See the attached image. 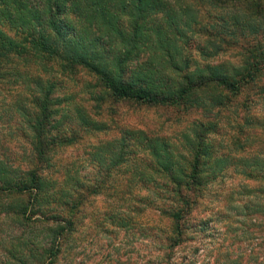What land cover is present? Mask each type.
I'll list each match as a JSON object with an SVG mask.
<instances>
[{"label": "trees", "instance_id": "16d2710c", "mask_svg": "<svg viewBox=\"0 0 264 264\" xmlns=\"http://www.w3.org/2000/svg\"><path fill=\"white\" fill-rule=\"evenodd\" d=\"M198 4L207 7V19ZM222 6L232 15L220 16ZM263 24L264 0H0V85L10 83L24 94L17 110L27 119L23 129L30 133L36 164L22 177H6L17 172L0 167V196L27 197L18 213L25 224L29 218L55 222L54 251L46 264H56V246L74 233L87 198L100 195L115 177L119 187L111 197L128 204L113 217L117 227L131 222L137 241L154 248L153 261L175 264L178 251L193 241L192 215L227 168L225 156L212 148V136L223 135L230 123L237 130L228 135L233 145L246 151L251 136L264 141L261 122L248 118L246 103L264 77V50L256 54L253 46L242 54L237 34L244 26L258 33ZM194 35L203 38V57L215 60L223 46H235L248 59L232 73L225 63L192 66L187 49ZM243 94L242 104L235 101ZM128 102L161 110L145 121L147 132L120 127L117 107ZM233 109L246 115L242 124L223 120ZM108 112L110 121H101ZM113 123L120 134L89 148L93 170L104 175L100 183L85 185L75 168L68 189L62 186L66 181L47 177L43 166L54 154L112 134ZM259 154L244 174L259 182L260 194L238 209L264 230V167L253 163ZM257 255L248 260L264 264Z\"/></svg>", "mask_w": 264, "mask_h": 264}, {"label": "rangeland", "instance_id": "374dc122", "mask_svg": "<svg viewBox=\"0 0 264 264\" xmlns=\"http://www.w3.org/2000/svg\"><path fill=\"white\" fill-rule=\"evenodd\" d=\"M196 7L200 9L201 16L207 19V7L202 4ZM219 9L220 16L232 15V10L228 8L222 6ZM235 11L244 13L240 10ZM215 17L213 14L209 19L214 21ZM245 18L246 16L243 20ZM237 34L242 39L240 44V48H243L242 54H247V50L249 51L253 46H256L258 50L256 54L261 49L264 50V28L258 33H252L244 26ZM191 39L187 51L191 53L192 66L206 61L213 65L225 63L224 69L232 73L239 65L242 66L244 60L248 59L247 56L237 53L240 48L235 46L231 48L223 46L225 50L219 52L220 55L214 58L215 60L203 57L198 48L203 38L194 35ZM15 87L10 83L0 85V167H7L8 171L17 172L14 176L12 173L11 175L6 173V177H22L26 171L36 166L32 163L34 153L30 133L23 129L27 119L19 115L17 110L18 101L24 94L18 95L19 87ZM263 89L264 77H261L258 86L250 90L255 93L252 96V102H246L250 105L248 118L252 116L259 120L260 130L264 129ZM245 96L247 94L237 97L235 101L242 104ZM239 107L241 108L242 105ZM117 111V122L120 127L125 125L139 127L146 132L148 126H145V121L153 119L155 113H161L159 109L141 107L131 102L125 103L122 107L118 106ZM226 115L227 117L223 120L237 121L240 124L244 122L242 119L246 118L244 113L236 112L235 109ZM100 118L103 122L111 119L109 112L107 116ZM220 118L221 116H216L217 120ZM114 124L110 125L114 128L112 134H103L98 139L87 138L85 144L60 150L58 154H54L52 160L43 166L47 177L52 178V182L53 179H60L63 182L70 175V179L75 181L77 175L74 173L78 171L85 185H95L96 181L100 183L104 175L101 177L97 175V171L93 170L89 148L97 142H106L117 137L120 134V128ZM232 125L229 123L230 129L228 126L223 129L225 131L223 135L212 136V148L218 157L221 154L225 156L227 168L225 174L211 184L207 196L192 215L193 241L178 251L174 260L175 264H258V261L254 263L248 260V255L252 252L259 254L257 256L260 259L264 258V241H261L264 230L253 226L258 224L255 222V217L246 215L238 209L250 199L255 200L260 194L259 182L249 179L244 174V168L249 167V163L252 162L251 157L255 156L254 153L260 154L253 163L264 167V141L254 142V137L251 136L247 140L251 147L245 151L243 145L237 147L230 140L228 135L231 137L237 131ZM261 137L264 140V134ZM251 154L253 155L250 156ZM73 168L76 170L74 173L71 172ZM116 179L117 177L110 178L109 185L100 195L87 198L88 201L77 214L74 233L63 241L62 247L56 246L58 249V252L54 254L58 258L56 264H158L151 257L155 253L154 248L146 241H137L138 235L131 231V222L124 229L117 227L114 222L113 217L118 214V207L128 205L118 201L117 197H111L112 188L119 187L118 184H114ZM4 182L1 181L0 185ZM62 186L63 189L70 188L71 184L66 181ZM248 190L251 191V196L246 195ZM26 200L27 197L19 199L15 196H0V264H46L54 251L55 222L39 223L33 221L35 218L31 220L29 218V224H25L18 213ZM51 201L54 200L51 199ZM235 216H239L237 219L241 220L236 222ZM203 223L205 230L199 228V225Z\"/></svg>", "mask_w": 264, "mask_h": 264}]
</instances>
